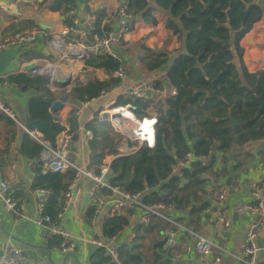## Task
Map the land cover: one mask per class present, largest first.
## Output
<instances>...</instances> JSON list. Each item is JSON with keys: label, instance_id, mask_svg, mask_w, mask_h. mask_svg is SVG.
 Returning a JSON list of instances; mask_svg holds the SVG:
<instances>
[{"label": "trees", "instance_id": "trees-1", "mask_svg": "<svg viewBox=\"0 0 264 264\" xmlns=\"http://www.w3.org/2000/svg\"><path fill=\"white\" fill-rule=\"evenodd\" d=\"M125 2L129 17L126 19L128 31L138 22L155 25L156 18L153 13L158 11L164 16V27L176 37L177 48L170 53L169 58L167 55H158L151 57L149 61L141 62L143 70L148 74L161 69L160 74L155 76L157 78L148 86L150 95L140 96L133 91H122L115 96L111 106H129L132 113L139 118L155 117L154 147H140L129 155L120 154L118 145L123 138L113 131L109 121H96L101 112V109H97L92 115V120L85 125L86 131L93 134L88 138L89 164L85 169L97 172L103 160L112 157L109 162L111 185L118 186L130 194L142 193L141 203L146 207L163 204L171 209V213H187L190 221L183 223L180 216V225L201 227L200 216L210 208V204L205 200L208 191L204 176L209 175L218 181L224 180L227 174L224 169L214 171L209 160L205 166H202L199 160L208 159L214 149L224 150L234 136L247 145L251 142H264V112L260 115L257 113V98L264 101V69L249 73L242 60L244 51L239 44L260 20L263 10L253 0ZM95 17L94 30L82 40L84 44H91L95 36L102 35L105 16L100 12ZM24 25L28 29L41 31L33 21H25ZM116 27L117 23L114 21L108 29L115 30ZM121 42L123 44V39L118 46ZM122 53V56L125 55L126 49ZM43 58L47 57L23 49L18 56L19 67L23 63ZM129 60L125 57L113 58L105 53L88 54L84 62L85 67L101 69L108 78L105 81L91 79L86 84L77 82L68 92H62L67 95L68 101L75 100L82 105L100 100L122 88L126 76L120 78L115 73L125 74L130 71ZM241 76L250 88H255V95L242 86ZM217 77L219 94L215 96L212 83ZM9 78L21 89L35 92L26 105L24 127L29 132L41 133V143L23 135L26 137V144L22 145L20 152L27 158L39 159L43 143L53 145L58 134L55 125L47 124L43 112L44 99L50 96L49 79L43 76H27L19 71ZM167 91H175V94H169ZM158 100L161 101L162 107L157 106ZM233 122L238 125L233 126ZM191 152L198 161H193L189 167L181 169V176H172L173 166ZM220 161L221 164L227 163L225 158ZM242 165H235L233 172L240 171ZM132 169L133 178L125 186L124 183L130 179ZM75 180L74 171H46L44 175H37L33 188L39 192L51 193L52 196L47 200L48 208L53 202L58 203L64 197L68 186ZM59 210L51 214L46 209L45 213L53 218ZM94 210L95 207L92 206L87 211L88 220L92 219ZM128 225L129 220L124 215L103 220L101 235L108 238L120 233ZM140 229L148 235L143 247H136L134 243L123 244L119 250L120 264H171L168 252L162 250L161 238L164 231L178 229L163 220L146 226L141 225ZM108 262L109 258L105 252L97 249L89 264Z\"/></svg>", "mask_w": 264, "mask_h": 264}, {"label": "crops", "instance_id": "crops-1", "mask_svg": "<svg viewBox=\"0 0 264 264\" xmlns=\"http://www.w3.org/2000/svg\"><path fill=\"white\" fill-rule=\"evenodd\" d=\"M253 1L262 8L263 15L244 36L241 43L247 42L252 45L253 49L258 50L263 55L260 58H264V0ZM119 3L118 0H82V2L79 0H30L28 2L25 0H0V40L4 33L11 28H27L24 27L25 21H33L41 30V36L36 42L21 47L16 57L9 60L4 72L0 75V100L12 112V116L0 114V180L9 185L12 196L24 205L26 217V219H22L11 215L5 212L0 205V255L1 250L6 246H14L23 250L25 258L30 264H89L91 256L98 249L92 244V241L104 240L110 244L116 242L122 245L128 244L142 230L140 229L142 225L140 219L143 213L138 211L136 220L129 227L108 238L103 237L101 235V224L104 219L103 216L112 207L111 195L107 190L97 188L92 181L85 177L74 181L69 191V201H66L63 197L58 203L57 201L53 202L48 208L47 201L44 205V209L46 208L51 214L59 209L61 210L63 206L66 207L63 211L62 221L68 232L76 238L77 248L73 253L74 257L62 254L58 250V240L47 237L42 229L31 222L39 214L38 204L43 197L41 192L33 188V184L38 174H45L47 164L44 162L42 155L39 159H30L20 152L22 145L26 144V137H23V135H27L31 140L36 141L24 127L26 105L28 100L35 95V92L30 89H21L9 78L10 75L19 70L18 56L23 49L41 53L47 57L43 59L55 60V52L48 47L47 39L70 23V9L72 7L77 8L79 18L82 21L87 14L96 15L102 12L105 16L104 26L102 27L103 32L109 28L112 22L117 23L114 14L119 7ZM153 15L156 18L155 25L136 23L133 29L124 36L123 44L121 42L115 49L119 58H122V52L125 49L127 52L133 51L130 53L132 58L125 57L130 59L128 63L131 70L125 72L126 79L120 90L87 105H82L75 100H67L78 113L77 119L72 122L73 136L69 148V158L78 167L85 169L89 164L88 138H91L93 134L86 131L85 125L92 120L93 113L97 109H101L100 113L103 111L109 113L108 111L111 108L107 107L114 102L115 96L122 93V91H133L140 96H149L148 86L157 78L155 76L160 74L161 69L148 74L143 70L141 62L144 60L149 61L151 57L158 55H167L169 58L170 53L177 48L176 37L164 27V16L158 11H155ZM82 40L79 37H71L70 39L73 44L81 45L84 44ZM136 55H140V62L136 60ZM249 58L250 53L244 52L242 60L245 65ZM43 59H36L31 62L38 66ZM67 65L70 68L71 76L77 78L75 83L86 84L91 79L105 81L108 78L103 70L86 68L84 62L79 60L69 61ZM21 73L31 77L35 76L24 71ZM61 81L57 80L58 83H61ZM132 86H134L133 90ZM71 87L67 88L66 91L68 92ZM48 89L50 91V96L47 97L48 103L51 102L49 98L53 97L55 93L58 95L63 93L53 90L51 83H49ZM162 95L165 96L164 92H162ZM47 102H45L43 112L47 124L53 126L60 118V110L46 112ZM157 106L161 105L157 104ZM33 132L37 137H41V133ZM87 132H90L92 136H88ZM248 147L247 149L251 150L252 154L247 155L246 162L242 165L240 171L233 172L232 166L224 165L227 175L224 180L222 179L221 184L211 188L206 187L208 197L205 200L208 201L210 207L212 206V197L217 189L222 185L226 188L225 210L231 219V225L228 229L217 230L214 227L211 214L203 213L200 216L202 221V225L199 227L201 235L210 238L219 247L218 250L213 249L210 252L208 256L210 264H243L236 260L233 255L237 256L240 253L245 232L252 226V218L246 213H237L236 208L238 205L253 200L250 183L264 177V142H251ZM118 151L122 155H129L133 153L134 147H132L131 142L123 138L118 145ZM106 158L109 162L112 159V157ZM204 177L206 178V176ZM209 194H211L210 199ZM92 206L98 209V214L88 220L86 213ZM180 216L183 223L190 221L187 213L169 212V217L176 223H178ZM93 221L95 224H93ZM194 222L196 221L194 220ZM254 232L257 234V239L264 244V229L254 228ZM165 251L170 256L171 264H201L199 257L192 249V240L187 235L181 234L176 247ZM258 258L264 264L263 250L258 251Z\"/></svg>", "mask_w": 264, "mask_h": 264}, {"label": "built area", "instance_id": "built-area-1", "mask_svg": "<svg viewBox=\"0 0 264 264\" xmlns=\"http://www.w3.org/2000/svg\"><path fill=\"white\" fill-rule=\"evenodd\" d=\"M119 7L114 14V18L117 19V27L115 30L106 29L102 32L100 37L95 36L94 41L91 44H73L70 39L71 37L86 38L87 34L94 30L96 17L93 14H87L84 20H80L79 13L76 7L70 9V23L64 26L57 34L47 39L48 47L55 52V60L51 61L48 59L41 60V63L36 66L33 71L30 72L32 75H39L47 77L49 83L54 80H63L71 76L70 68L68 67L69 61L81 59L75 54L69 56L71 52L78 54H94V53H105L113 58H118L116 54V47L119 42L129 33L126 26V19L128 15L126 13V2L125 0H118ZM41 36L40 31L36 29H19L11 28L7 30L0 40V52L10 50L14 48H20L24 45H29L33 41L37 40ZM244 40V39H242ZM240 47L245 50V53H250V58L247 60L245 65L249 73L255 72L256 69L264 64L262 61L261 53L258 50L252 48V45L247 42L241 43ZM244 63V62H243ZM24 64V63H23ZM19 67V72H22V66ZM254 71H249V66ZM120 78L125 76L124 72L115 73ZM61 94V93H60ZM59 94V95H60ZM172 95L175 91L171 92ZM59 95L54 94L53 97L49 98L46 105V112L52 111V108L57 102H61L60 118L57 120L55 126L58 129V134L55 137L53 145L43 143L42 158L47 164V172L50 173H64L67 171H74L76 180L85 177L92 181L97 188L107 190L111 195L112 207L103 216V220H109L115 217L126 216L129 220V225L134 222L138 216V211L143 214L140 219V223L144 226L149 223H153L157 220H163L170 225L176 227L178 231L166 230L162 234L161 247L163 250L173 249L176 247L179 237L182 233L187 235L192 240V249L195 254L199 257L201 264H210L208 262V256L213 249L218 250V245L215 244L210 238H206L201 235L200 228L192 225L186 227L176 223L169 216H165L166 212H170L171 209L163 204H158L152 207H146L141 203L142 193L130 194L123 191L120 187L111 185L109 175V160L106 158L97 172L83 169L78 167L69 158V148L72 143V122L77 119L78 113L76 109L68 101H60ZM112 104L107 107L117 109L118 107H111ZM120 108V107H119ZM124 110H113L118 117L116 120H109L104 118V111L97 115L96 121L101 123L103 121H109L113 130L119 134L122 138L132 143L135 152L140 147L153 148L155 141V117H137L130 110L129 106L122 107ZM109 110V111H111ZM108 111V112H109ZM0 114L12 116V112L5 106L4 102L0 100ZM29 135L40 142V138L36 136L33 131L29 132ZM88 136H92L90 132H87ZM41 143V142H40ZM131 154V153H130ZM193 161H198L193 156L192 152L187 154L185 159L178 162L173 166L171 175L181 176L180 170L189 165ZM202 166L208 163V159L199 160ZM74 183V182H73ZM72 183V184H73ZM72 184L67 188L64 194L66 201L70 200L69 191ZM251 197L253 200L250 202L238 205L236 208L237 213H246L252 218V226L246 230L244 235V243L241 246L240 253L233 257L242 262L243 264H263L258 258V251H264V244L259 248L257 241V234L254 232L255 229H264V177L260 180H253L250 183ZM43 195L38 204V216L31 222L36 227L42 229L47 237L56 238L58 240V250L64 255L73 254L77 248L76 238L72 236L66 229L62 215L66 208L65 206L56 213L55 217L45 213L44 205L48 198L51 196L50 192H41ZM227 198V190L222 185L214 193L212 198V206L205 211L206 214L213 216V224L215 229L226 230L231 225V219L225 210V202ZM0 205L2 209L14 216L26 219L25 207L17 199H15L11 192L9 185L0 180ZM98 214V209L94 210L93 216ZM93 224L94 221H93ZM148 235L141 230L136 234L134 239L130 243H134L136 247H143ZM92 244L98 249L103 250L109 258L108 264H120L119 250L122 244L116 242L110 244L104 240L92 241ZM218 261V260H217ZM0 264H30L24 255L23 250L14 246H6L3 248L0 255Z\"/></svg>", "mask_w": 264, "mask_h": 264}, {"label": "water", "instance_id": "water-1", "mask_svg": "<svg viewBox=\"0 0 264 264\" xmlns=\"http://www.w3.org/2000/svg\"><path fill=\"white\" fill-rule=\"evenodd\" d=\"M79 1L82 2V0H79ZM227 16H229V11H227ZM35 42H36V40L33 41L31 44H34ZM19 51H20V48H14V49L5 50V51H1L0 52V75L4 72L5 67H6L7 63L9 62V60L15 58ZM73 54H75L77 57H79L82 62H85L86 59H87L86 55L78 54V53H75V52H71V54L69 56H72ZM136 60L138 62L141 61L140 55H136ZM261 62L264 63V58L262 59ZM34 68H35V65H34L33 62L24 63L23 66H22V70L24 72H26V73H30L31 71L34 70ZM240 80H241L242 86H244L246 89H248V91L252 95H255V88H250L247 85L246 81L244 80L243 76L240 77ZM76 81H77L76 77L70 76V77H68L66 79H63L61 81V83H58L57 80H54V81L51 82V84L53 86V90L62 92V91H66V89L71 87ZM217 81H218V77L212 83L213 84V88H214L213 95H215V96H217L219 94V91L217 89ZM147 94H149V93H147ZM59 99H60V101H67V95L65 93H61L59 95ZM44 101L47 102L48 99L45 98ZM257 101L259 103V109H258L257 113H258V115H260L262 112H264V101L262 99H260V98H257ZM61 104H62L61 102H57L54 105V107L52 108V112L59 111L60 108H61ZM157 104L160 105L161 101L158 100ZM113 110H124V108H122V107L119 108L118 107L117 109H113ZM113 110L109 111V113L105 112L104 113V118L105 119H109L111 121L116 120L117 117H118V114H116L115 111H113ZM234 125H238V123L237 122H233V126ZM132 178H133V169L131 170V173H130V179H128L124 183V185L125 186L128 185ZM165 216H169V212H166ZM257 241H258L259 248H261L262 247V243L260 242L259 239H257ZM1 252H2V250H1ZM70 255L73 256V254H70Z\"/></svg>", "mask_w": 264, "mask_h": 264}, {"label": "rangeland", "instance_id": "rangeland-1", "mask_svg": "<svg viewBox=\"0 0 264 264\" xmlns=\"http://www.w3.org/2000/svg\"><path fill=\"white\" fill-rule=\"evenodd\" d=\"M245 52V50H243ZM133 51H128L125 55H123L122 57H131L132 58V54L130 55V53H132ZM261 57H263V55H261ZM249 66V65H248ZM264 69V64L261 65V67H259L257 70H262ZM249 71H254L253 68H251L250 66L248 67ZM133 73V71H131ZM134 89V86H132V90ZM111 110V109H109ZM247 148L248 145L245 144L242 141H239L237 136H234L233 140L231 142H229V144L227 145V147L224 150H216L214 149V151H212V153L210 154V156L208 157V160L210 161V163L212 164V167L214 169V171H221L222 169H224V173H226V167L224 165H229L232 166V168L239 164L242 163L244 164L246 162V158L248 154H252L251 150H248ZM246 156V157H245ZM223 158H225L227 160V163H222L221 161ZM250 163V162H249ZM206 187H213V186H217L218 184H221L220 182H222V180H214L211 176L207 175L206 176ZM207 191V190H206Z\"/></svg>", "mask_w": 264, "mask_h": 264}]
</instances>
